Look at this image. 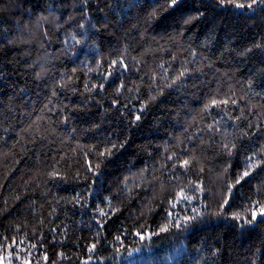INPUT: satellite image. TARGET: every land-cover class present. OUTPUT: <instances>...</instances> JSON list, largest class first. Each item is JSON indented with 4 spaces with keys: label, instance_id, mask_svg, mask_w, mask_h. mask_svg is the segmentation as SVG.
Instances as JSON below:
<instances>
[{
    "label": "trees",
    "instance_id": "1",
    "mask_svg": "<svg viewBox=\"0 0 264 264\" xmlns=\"http://www.w3.org/2000/svg\"><path fill=\"white\" fill-rule=\"evenodd\" d=\"M262 207L264 4L0 0V264H264Z\"/></svg>",
    "mask_w": 264,
    "mask_h": 264
},
{
    "label": "snow or ice",
    "instance_id": "2",
    "mask_svg": "<svg viewBox=\"0 0 264 264\" xmlns=\"http://www.w3.org/2000/svg\"><path fill=\"white\" fill-rule=\"evenodd\" d=\"M176 2H177V0H172L173 4H175ZM220 2H221V4H223L225 2V0H220ZM227 2L230 3V4H234V6L238 7V8H244L245 6H247L249 9H251L253 7V5H255L257 3L264 4V0H251V2L248 3L247 5H245L244 3H236L235 0H227ZM182 75H183V73H182ZM212 103L215 104L216 101H213ZM184 163L187 164L188 162L185 161ZM244 175L247 176L248 173L245 172ZM185 198H187V197H185ZM256 215L257 214L254 212L253 216H252V220H249L248 222L252 223L256 219ZM259 215L262 218H264V207L261 208V211H260ZM166 230H167L166 228L162 229V231H166ZM138 235H139V233H138ZM92 248H95V245H92Z\"/></svg>",
    "mask_w": 264,
    "mask_h": 264
}]
</instances>
